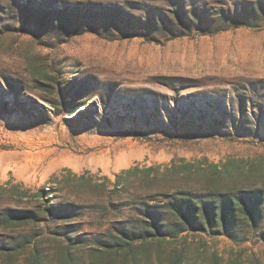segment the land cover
<instances>
[{
  "label": "rangeland",
  "instance_id": "obj_1",
  "mask_svg": "<svg viewBox=\"0 0 264 264\" xmlns=\"http://www.w3.org/2000/svg\"><path fill=\"white\" fill-rule=\"evenodd\" d=\"M222 12L249 25L186 26ZM0 156V212L79 207L14 252L0 224V264H264V217L113 251L157 191L264 190V0H0Z\"/></svg>",
  "mask_w": 264,
  "mask_h": 264
},
{
  "label": "trees",
  "instance_id": "obj_2",
  "mask_svg": "<svg viewBox=\"0 0 264 264\" xmlns=\"http://www.w3.org/2000/svg\"><path fill=\"white\" fill-rule=\"evenodd\" d=\"M244 12H236L233 15L231 12H222L214 17H200L199 20H188L187 28L208 30L207 32L214 33L222 30L223 24L234 19L239 22V25H249L246 23ZM47 19V18H46ZM54 20V18L52 19ZM221 26L220 29H214ZM145 26H137L143 28ZM224 28V27H223ZM217 30V31H216ZM212 168H217L214 166ZM156 167L147 168L145 171L148 175ZM138 168H130L123 170L113 183L118 189L119 186L126 187V179H128ZM139 172V171H138ZM80 179L84 177H79ZM104 180L111 182L108 177ZM217 179L212 178L213 182ZM150 183V182H149ZM4 187L0 186V191ZM45 189H41L35 193L36 197L41 199L40 210L35 209H12L8 208L0 212V224L3 227L2 235L9 239L7 248L5 243L2 244L4 250L18 251L24 245H31V241H19L8 233L9 230L26 228L30 224H39L46 222L44 216L57 214L62 220L72 218L75 211L79 209L77 205L71 206L65 204L54 205L52 199H49ZM207 197H193L186 192L177 191L175 193H160L156 192L150 195L149 198L143 199L138 207H136V219L133 222L136 229L119 231V235L114 242L113 251L117 248L123 250L122 247L138 246L145 244L150 239H166L174 238L177 235L189 231H203L212 235H224L229 238H234V230L242 223H249L253 227L257 226L260 220L264 217V190L261 189H238L233 190L226 188L225 191H217ZM158 197H162L158 201ZM16 199H23L22 196ZM155 200L154 203H152ZM220 224V225H219ZM219 227V228H218ZM218 228V229H217ZM36 259H38L35 254Z\"/></svg>",
  "mask_w": 264,
  "mask_h": 264
},
{
  "label": "bare ground",
  "instance_id": "obj_3",
  "mask_svg": "<svg viewBox=\"0 0 264 264\" xmlns=\"http://www.w3.org/2000/svg\"><path fill=\"white\" fill-rule=\"evenodd\" d=\"M130 157V156H129ZM7 159L8 158H6V157H4V156H0V170H2L3 168H4V166H5V164H8V163H6L7 162ZM29 159V158H28ZM105 159V158H104ZM120 159H121V157H119V159H116V161H120ZM124 159L126 160V158L124 157ZM128 160V159H127ZM16 161V160H15ZM17 162V161H16ZM105 163H106V159H105ZM121 163V162H120ZM28 165V164H27ZM7 166V165H6ZM18 166H20V165H18ZM22 167H24V166H22ZM6 168V167H5ZM4 168V169H5ZM20 168V167H19ZM4 169H3V171H4ZM21 170V169H20Z\"/></svg>",
  "mask_w": 264,
  "mask_h": 264
}]
</instances>
